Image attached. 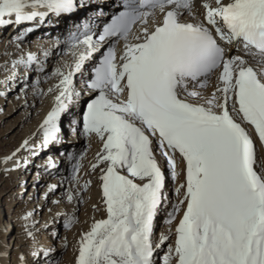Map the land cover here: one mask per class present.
Returning <instances> with one entry per match:
<instances>
[{"label": "snow or ice", "instance_id": "6c2138e0", "mask_svg": "<svg viewBox=\"0 0 264 264\" xmlns=\"http://www.w3.org/2000/svg\"><path fill=\"white\" fill-rule=\"evenodd\" d=\"M86 8L65 41L4 63L6 84L35 72L34 94L53 101L38 144L25 139L5 163L63 144L65 126L100 143L91 170L103 209L92 208L106 215L80 234L75 264H264V0H0V27L28 25L14 37L20 48L51 17ZM62 43L71 60L48 73ZM82 156L68 153L78 186ZM46 164L56 167L51 156ZM67 199L83 203V191ZM76 222L73 213L65 227ZM35 223L25 226L32 255L48 257Z\"/></svg>", "mask_w": 264, "mask_h": 264}, {"label": "bare ground", "instance_id": "6f19581e", "mask_svg": "<svg viewBox=\"0 0 264 264\" xmlns=\"http://www.w3.org/2000/svg\"><path fill=\"white\" fill-rule=\"evenodd\" d=\"M107 2L110 3L111 0H107ZM105 10L107 11L108 9L106 8ZM92 11L93 9L91 8L79 9L77 10V12L70 15L62 16L59 18L51 17V25L45 24L43 27L39 28L40 30L38 31V36L34 39L35 43L33 47L31 48V46H28V43H22L19 48L18 54L16 55L10 54L9 49L5 50L7 47L5 49L2 48L3 44L5 42H9V40L7 41L8 38H4L3 40V38L0 37V103L4 98L9 97V99H11L12 97H14L13 90H15V88L19 86H24V91H22L21 96L19 97L20 100H24V97H29L34 93V87L29 82H26L23 79L24 70L22 68L19 69L18 76L15 82H9L7 84L5 83V78L10 74L9 72L4 70L5 61H10L17 58L21 54V51L31 50L33 52H36L41 46L48 47L56 38H59L61 42L65 41L67 38V34L70 31L75 30V26L78 23L86 20ZM26 26L28 25L22 26L20 30H23V27ZM11 29L14 30L16 28L15 26L7 28L0 27V34H7L11 31ZM20 30L16 31L15 36L19 34ZM65 47V45H62L58 49L56 48L54 51L57 53L56 55L60 54L65 57L64 59L71 60L70 56L64 55ZM5 52L6 54L8 53L7 56H3V53ZM53 56L49 58L48 63L52 60ZM32 73L33 76H36L35 72ZM19 81L20 83H18ZM54 82L55 80L53 79L52 83ZM52 83L50 82V84ZM25 84H27L26 88ZM50 84H42L39 87L46 90ZM44 99L45 103H43V107L38 118L32 122H29L26 129L23 130L21 134L9 140V144L6 148L3 147V141L0 140V180L2 179L6 183V187L0 189V264H21V261L19 259L21 254H23L25 258V264H56V261L54 259L55 257L52 253H50L48 257H45L43 255V251H41V255L39 257L32 255L33 242L31 238L25 235V226H31L32 222L36 221L32 230L34 231V235L36 241L38 242L39 248L42 250L51 248L52 246L50 241L53 238V233L55 232V223L60 218V215H58L59 212L65 210V214H67L66 211L74 210L77 205L75 204V201H69L68 204H65L66 201L62 200L64 197H66V193L65 191H63V189L67 188L68 186L71 190H82L83 193H87L88 191L87 194L89 195L90 199L88 200V206L85 210V213L83 214L84 227L86 229H88L89 225L92 223L93 218L100 219L104 218V216L106 215L103 212L94 214L95 210L92 208L93 204H98L97 201H101L102 195L99 186V171L97 170L96 172H93L91 170V164L95 163V153L100 148V143L95 137H92L91 139L87 138L89 144H91L93 147L87 155L81 157L82 170L80 172V175L78 174L79 186L72 179V174L67 170L66 162L68 160V153H70L71 147L70 145L66 144V142L61 145H55L51 147V150H40L39 155L35 157L31 156L29 151L21 150L19 153H17L16 158L5 163L4 157L10 156L17 148H20L25 139H29L30 143L38 144L39 137L33 138V133L37 131L39 124L43 120L47 111L50 110L53 102L51 95L44 96ZM27 100L28 98L25 101L27 102ZM37 101L38 97L32 95V100L30 99V102L35 104ZM29 109L30 108H28L27 111H29ZM65 128L67 129V127ZM50 156L54 159V163L56 165L55 168H50L46 164ZM21 157H27L30 162L27 166L23 165V163L21 162V166L17 168L15 167L16 160H19ZM5 168L9 169L10 171L5 173ZM29 173L30 176H34H29L27 179L26 176H28ZM17 179H19V181L24 179L28 185H31L33 183L35 189H38V196L41 195V192L45 188V186H47V183H50V185H57V189L55 191L49 192L48 187L45 193H48V201H52V204H56L55 206H57L58 208L52 211L50 208L48 209L45 204L37 207L38 202H34L36 200L31 195L33 193L25 194L26 198L22 197L20 199H16L17 196L11 197V194L7 195V191H4V188H7V186L10 187ZM88 180H91L92 183L88 185L86 189H83L85 181ZM1 184L2 181H0V185ZM169 188L171 191V181L169 182ZM170 191L169 195L174 199V193L171 194ZM45 193L43 197H45ZM9 200H12V203L7 204ZM54 201H58V203H54ZM65 207L68 208L65 209ZM39 208L43 210V215L46 211L45 220H39L35 217V215L30 217L27 221L24 219L25 215L28 212H32L33 210L40 214L41 211H37V209ZM162 218L163 221L161 220V224L155 226V238L157 240H159L158 234L160 236L162 232H166L168 227L164 223L165 216H162L161 219ZM7 229L8 231L10 230L11 233V240L9 244L5 242V239L7 238ZM158 229L159 231L156 232Z\"/></svg>", "mask_w": 264, "mask_h": 264}, {"label": "rangeland", "instance_id": "374dc122", "mask_svg": "<svg viewBox=\"0 0 264 264\" xmlns=\"http://www.w3.org/2000/svg\"><path fill=\"white\" fill-rule=\"evenodd\" d=\"M39 30L40 29H37L36 32L34 31L33 33L27 34L23 41V44L28 43V46H31L32 48L35 42L34 39L38 36ZM16 31L17 29H14V30L11 29V31L7 34L6 33L0 34V37L3 38V40L4 38H8L7 41L9 40V42H5L3 44L2 48L5 49L7 47L5 50L9 49V53L12 55L18 54V51H19V48L16 47L17 42L14 40ZM62 45L63 44H61V46ZM7 55L8 53L7 54L6 52L3 53V56H7ZM62 58L64 59L65 57L60 54L53 56L52 60L49 63H47V72L50 73L52 69L63 60ZM23 79L24 81L29 82L33 87H35L34 81L36 80V76L35 75L33 76L32 72L28 74L27 78H23ZM52 81L48 80L46 82L41 83L40 85L42 84L47 85V84H50V82L52 83ZM18 83H20V81ZM23 88L24 86L16 87L15 90H13L14 97H12L11 99H9V97L4 98L2 102L0 103V140L3 141L2 145L4 148L8 146L9 140L21 134L22 131L26 129L29 122H32L38 118L39 114L41 113L43 103H45L44 96L41 97V96L35 95L34 93L32 95H35L38 97V101L35 104L30 102V99L32 100V95L26 98L24 97V100H20L19 97L21 96V93H22L21 89ZM27 98L28 100L26 102L25 100ZM28 108H30L29 111H27ZM80 136L81 135L74 136L66 128L64 129V141L66 142V144L70 145L71 148L73 147L70 152L75 153L77 156H80V154L83 153V156H85L91 151L93 146L89 144V141L87 138H85L84 136H81V137ZM73 163H75V161H70L69 159L66 162L67 170L71 174H72ZM80 165H81L80 167V172H81L82 170L81 158H80ZM80 172H79V175H80ZM29 176H30V173L28 174V176H26L27 179ZM32 176L34 175H31L30 177ZM19 179L15 180V182L10 187L7 186V188H4V191H7L6 192L7 195L11 194L10 195L11 197L17 196L16 199L18 198L20 199L22 197L26 198L25 194L33 193L31 195L36 200L34 202H38L37 207L45 204V206H47L48 209L50 208L52 211L58 208L57 206H55L56 204H52V201H48V197H43L50 183L49 184L47 183V186H45V188L42 190L41 195L38 196V189H35L33 183L31 185H28L24 179L21 181H19ZM0 181H2V184L0 185V189L3 187H6V183L2 179ZM69 189H70L69 186L63 189V191H65L66 193L65 195L66 197H64L62 200L66 201L65 204L69 203V200H67ZM73 191H76V190H73ZM87 193L86 192L83 193L84 195L83 203H80V204L75 203L77 205L74 210L66 211L67 214H65V210H62L58 214L60 215V218L55 223L56 224L55 225L56 235L53 236V238L50 241L51 246H52L51 248L54 249V251L51 253L55 257L54 259L56 261V264H75V257L77 255V247H78L77 241L79 240L80 234L83 231L87 230L84 227V219H83V214L85 213V210L88 206V200L90 199ZM170 193L172 194L173 192L170 191ZM97 202H98L97 205H99L100 208H103L102 207L103 205L101 206L100 202L99 201ZM10 203H12V200H9L7 204H10ZM33 207H36V206H33ZM66 208L68 207H65V209ZM39 210L41 211L40 214L36 212L35 210H33L32 211L34 213L33 215H35V217L39 220H42V219L45 220L46 211H45V214L43 215L42 213L43 210L41 208L37 209V211ZM94 212L93 213L96 214L99 212L101 213L102 211H94ZM73 213H75V215L78 217V222L73 223V225L70 228H66L65 227L66 219L68 216L72 215ZM162 216H165L164 212H161L159 214L157 220L155 221V226L161 224V220L163 221V218L161 219ZM158 231L159 229L156 232ZM158 237H160L159 234H158ZM10 240H11V233H10V230L8 231L7 229V238L5 239V242L9 244ZM166 251H167V246L165 244L162 250H158L159 256L162 257Z\"/></svg>", "mask_w": 264, "mask_h": 264}]
</instances>
